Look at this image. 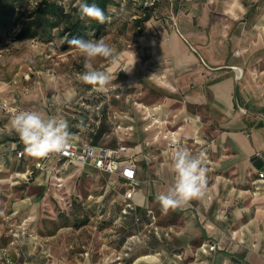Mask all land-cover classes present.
Masks as SVG:
<instances>
[{
  "label": "crops",
  "instance_id": "1",
  "mask_svg": "<svg viewBox=\"0 0 264 264\" xmlns=\"http://www.w3.org/2000/svg\"><path fill=\"white\" fill-rule=\"evenodd\" d=\"M115 2L110 8L115 13L114 25L134 48L116 46L117 61L105 68L116 77L113 84L123 96L107 105L106 122L120 128L113 127L101 144L110 148L122 144L137 152L139 185L132 200L137 213L151 209L156 224L162 230L170 229L169 242L159 243L142 223L120 216L129 187L124 180L92 169L71 170L64 184L71 177L95 172L110 176L112 187L117 182L122 185L118 202H111L108 210L120 224L114 230L99 228L98 233L84 226L85 250L75 249L81 238L79 230L61 251L60 228L48 233L40 220L31 230L36 237H22L11 244L0 236V264H112L114 256H119L122 264H264V176L260 175H264V85L255 84L248 74L237 78L244 57L238 48L250 39L253 29L264 34L260 28H264V16L257 19L264 11V0H161L157 5L161 17L153 14L142 29L137 21L145 0ZM25 101L22 108L67 122L74 114L70 106L71 112L59 108L51 112L45 101ZM135 101L159 106L164 129L177 130L181 137L198 142L207 169L202 199L183 208L162 209L156 197L167 193L174 183V152L161 138L154 139L157 128H147L150 119ZM61 110L65 114L61 115ZM103 129L107 130L108 124ZM18 149L24 145L9 119L0 127V191L4 186L7 197L15 198L13 190L19 189L8 186V176L23 171L36 159L25 150V155L17 158ZM24 187L28 193L20 196V203H13L11 214L36 217L32 200L38 198L46 204V196L55 189L50 173H38ZM35 189L45 195L41 198L32 193ZM73 195L76 198L75 191ZM51 219L54 221V216ZM124 231L129 235L122 241ZM204 242L216 243L219 248L204 255L199 249Z\"/></svg>",
  "mask_w": 264,
  "mask_h": 264
},
{
  "label": "rangeland",
  "instance_id": "2",
  "mask_svg": "<svg viewBox=\"0 0 264 264\" xmlns=\"http://www.w3.org/2000/svg\"><path fill=\"white\" fill-rule=\"evenodd\" d=\"M170 1L173 2V0ZM158 4H161V0L155 3L154 17H161ZM262 16H264V11L260 12L257 19L260 20ZM113 17H115V13L112 14L111 12L107 32L102 37L114 49L116 46H119L120 49H133L131 40L121 38L122 33L120 29L115 27L116 20H113ZM125 28L128 26L125 25ZM140 28L142 29L143 25H140ZM260 28L264 30V28ZM16 32L17 30H13L7 36L2 34L0 39V103L4 102L11 107L19 106L22 108L21 102L36 99V102L45 101L47 107L51 108V112L58 108L71 112L68 106L73 107L72 104L82 95L81 93L91 87V85L80 80V74L84 68L83 57L79 51L77 49L61 50L58 38L49 43L40 42L36 39L19 41L15 38ZM238 49L242 52L241 56L244 54L241 62L242 76L248 74L252 76L255 84L264 85V34L258 28L253 29L250 39ZM111 64L109 60L104 58H97L93 61L94 68L98 70L105 69ZM60 114L65 113L61 110ZM64 117L67 118L68 115ZM9 119L11 117L0 110V127L6 125ZM80 137L84 140V136ZM9 178L10 175L7 179L8 186L19 187V189L13 190L16 195L14 198V196L7 197L5 195L7 190L4 186L1 187L0 236H3L5 240H11V244L16 242L12 237L13 233L25 219H27L29 229L26 237H36L31 230L39 224L40 220H43L42 223L45 227L47 226L48 233L52 228L59 227L63 237L59 248L61 251L71 242V238L75 237L72 235L74 231L79 230H81L78 233L81 238L78 241L79 247L75 249L82 252L85 250L82 248L84 245L87 246L84 226H91L88 230L98 233L99 228L110 229L120 224L116 222V215L108 214V210L113 204L111 202L114 201V204L118 202V196L123 189L119 182L112 187L109 184L110 176L90 172L89 175L81 174L76 179L71 177L62 189L57 190L55 188L56 190L54 189L52 193L49 192L46 196V204H43L38 198L34 199L35 201L32 200L37 208V216L25 218L13 216L11 213L13 212V203H20L19 198L22 195L26 197L28 190L26 191L24 186L29 183L12 185ZM75 188L76 190H74ZM74 191L77 194L76 198L73 195ZM33 192L38 194L37 196L40 195L41 198L45 195L36 189ZM28 205L27 202L25 207ZM41 215L44 216L41 217ZM51 216H54V221H52ZM94 226L97 229H92ZM124 233L122 241L129 235L126 231ZM112 262V264H122L116 260L115 256Z\"/></svg>",
  "mask_w": 264,
  "mask_h": 264
},
{
  "label": "built area",
  "instance_id": "3",
  "mask_svg": "<svg viewBox=\"0 0 264 264\" xmlns=\"http://www.w3.org/2000/svg\"><path fill=\"white\" fill-rule=\"evenodd\" d=\"M157 0H145V6H155ZM238 69V68H236ZM106 71V69H103ZM242 72L239 70L238 77H240ZM95 89V88H93ZM96 90V89H95ZM93 93V90L89 91L88 95ZM95 98L98 99V104L91 106L88 102V98H80L78 103L79 109H73V116L70 117L68 122L69 126L72 123V120L78 118V115L81 111L91 110L94 112L95 116L91 119L94 127H98L102 121L104 115L102 114V109L105 105H109L113 99L119 100L123 94L118 90V88L110 87L107 91H95ZM135 105L139 106L146 117L150 119V123L147 128L152 127L153 125L157 128V134L154 139L157 140L161 138L165 141L166 147L173 152L176 151L178 147L187 148L191 153L195 155L202 154L200 145L196 141H189L180 136L177 130H172L163 127V120L158 116L159 106L150 107L142 102L135 101ZM27 110L19 106L11 107L7 103H0V110L6 112L10 117L14 110ZM29 111V110H28ZM107 117L108 114L106 113ZM116 121V120H115ZM116 124V123H115ZM114 128H120L119 124L116 126L113 124ZM132 129L131 127H127ZM81 134H73L70 140L68 149L62 153H53L45 159H35L33 164L23 171H20L14 175L10 176V181L12 185H22L33 182L38 173L40 172H49L50 178L52 180L53 186L60 190L63 188L65 175L68 174L71 170H95L109 175H114L119 180H124L128 184V189L123 195L122 208L120 211V216L123 217L130 212H135L136 206L133 202V195L136 192L139 181L137 178L138 172V162L136 159L137 152H133L132 148L119 144L116 148H110L104 144H92L85 140H80L77 136ZM17 158H22L25 155L24 149H18L15 151ZM130 173V174H129ZM261 176H264L260 174ZM63 199V198H62ZM147 215L149 216L151 223L150 227L153 228L154 234L156 236L160 235V228L157 223V218L153 210L148 209ZM135 221H139V217L135 216ZM28 224L27 219L21 222L18 229L13 233L12 237L14 240H18L22 237L28 236ZM165 235L170 236V229H166ZM219 248L218 244L211 242H204L200 245V252L204 255L209 254ZM116 260H120L119 256L115 257Z\"/></svg>",
  "mask_w": 264,
  "mask_h": 264
},
{
  "label": "clouds",
  "instance_id": "4",
  "mask_svg": "<svg viewBox=\"0 0 264 264\" xmlns=\"http://www.w3.org/2000/svg\"><path fill=\"white\" fill-rule=\"evenodd\" d=\"M77 4L81 19L87 17L100 24L110 20L96 3L77 0ZM65 39L83 57L84 71L80 74L83 83L93 86L97 91H107L110 87L116 86L113 84L116 77L112 75L111 70H98L93 66V61L97 58L107 59L111 63L117 61L114 48L103 37L99 39L66 37ZM10 124L24 145L25 152L37 159H45L53 153L65 152L73 135L67 120L38 111L14 110ZM172 167L175 174L173 185L167 193H161L156 197L164 211L183 208L191 201L202 199L205 195L207 169L203 154L195 155L187 148L178 147L172 157Z\"/></svg>",
  "mask_w": 264,
  "mask_h": 264
},
{
  "label": "trees",
  "instance_id": "5",
  "mask_svg": "<svg viewBox=\"0 0 264 264\" xmlns=\"http://www.w3.org/2000/svg\"><path fill=\"white\" fill-rule=\"evenodd\" d=\"M84 2L96 3L110 19V8L116 3L115 0H84ZM141 11L142 16L137 21L139 26L151 18L154 7L145 6L143 2ZM109 23L110 20L100 24L87 17L81 19L77 0H0V39L2 34L7 36L9 32L17 30L15 38L19 41L36 39L40 42L49 43L58 38L60 49L70 51L76 48L67 43L66 37L68 39L72 37L99 39L107 32ZM93 88L91 86L90 89L81 93L82 95L72 104V108L79 109L80 98H88L87 100L91 106L98 104V99L90 100L95 98L94 93L96 90ZM91 90H93V93L90 98L87 95ZM107 111L108 107L105 105L102 109L104 117L98 127H94L91 122V119L95 116L94 112L91 110L81 111L78 118L72 120L71 126H69L70 132L72 134L80 133L84 136V140L89 143H102V140L111 134L114 127L111 121L106 122ZM106 124H108L107 130L103 129ZM147 210L137 213L136 208L135 212H130L122 218L126 219L131 216L135 223H142L144 228L150 229V234L159 243L166 244L169 242L170 236L165 235L164 230L160 231L159 236L154 234L153 228L149 226L151 220L147 215ZM135 216L139 217L138 222L135 221Z\"/></svg>",
  "mask_w": 264,
  "mask_h": 264
},
{
  "label": "snow or ice",
  "instance_id": "6",
  "mask_svg": "<svg viewBox=\"0 0 264 264\" xmlns=\"http://www.w3.org/2000/svg\"><path fill=\"white\" fill-rule=\"evenodd\" d=\"M130 174V173H129Z\"/></svg>",
  "mask_w": 264,
  "mask_h": 264
}]
</instances>
